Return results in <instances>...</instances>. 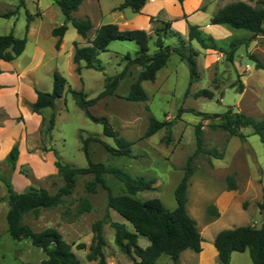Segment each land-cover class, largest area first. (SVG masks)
I'll return each mask as SVG.
<instances>
[{"label":"rangeland","instance_id":"374dc122","mask_svg":"<svg viewBox=\"0 0 264 264\" xmlns=\"http://www.w3.org/2000/svg\"><path fill=\"white\" fill-rule=\"evenodd\" d=\"M23 1L25 5L21 6L18 15L9 19L0 17V35L13 32L17 38H24L27 35V12L40 15L34 20L42 18L44 13L42 36L31 42L39 41L46 55L45 63L32 76L42 91H52L55 70L68 80L73 90L84 92L86 100L96 99L106 90L107 78L123 73L128 57L134 59L139 51L133 41H113L108 51L98 57L103 71L86 69L82 63L79 75L70 54L55 51V37L50 30L62 25L65 18L54 0ZM124 1L86 0L74 16H89L95 26L117 24L122 30L147 31L151 37L150 54L157 51L155 30L171 22L165 38L166 46L181 47L187 53L191 48L198 51L199 77L191 84L187 63L174 53L154 82L143 83L149 96L147 102L127 99L131 85L141 71L139 66L132 65L113 95L103 97L88 108L95 117H106L121 137L133 143L131 157H114L106 150L98 140L117 148L115 140L104 135V126L89 119L68 91L57 100L55 109L48 108L39 114L32 111L28 100L26 104L30 106L31 115L26 117L23 114L13 117L8 110L0 109V133H4L0 134V264H40L47 259L45 252L35 247L31 240L15 241L11 237L7 224L10 191L23 193L30 188H44L56 194L64 182L55 166V151L65 165L86 168L88 160L82 140L89 138L88 152L93 162L123 170L133 177L154 179L155 190L138 193L136 198L142 201L158 198L165 209L172 211L177 207L176 187L184 175L187 161L197 149L196 126L202 125L205 149L223 155V158L215 159L202 153L194 159L195 171L188 189L187 207L204 239L203 251L199 254L184 252L179 264H220L214 246L219 232L249 225L260 228L264 223L259 205L264 196V144L260 137L248 127L242 129L246 140H241L222 129H212V124L220 122L219 118L199 115H221L232 108L256 119L264 118V70L256 67V62L264 66V36L210 22L218 9L230 3L243 1L257 6L264 0H185L183 3L149 0L148 11L154 14L147 17L134 14L130 9L117 10ZM20 3L21 0H0V15L14 11ZM151 17H154L153 23ZM189 25L199 26L203 36L213 38L219 49L229 50L232 44H238L234 61L230 62L218 50H205L196 41L191 42ZM95 33L96 29L92 30L81 40L80 46L89 45ZM66 34L65 44L69 48L75 35L79 34L72 25ZM21 60L22 64L27 63L26 58ZM28 84L31 89H37L33 83ZM1 89L16 90L8 85L0 86ZM202 90L213 92L214 97H197ZM53 114L55 126L48 132ZM151 116L159 121L173 122L169 141L166 129L146 136ZM15 146H18L19 156L16 166H12L9 156ZM230 177L235 182V190L230 188ZM105 178L115 195L125 193L124 185L113 175L106 174ZM91 180V175L80 177L75 191L65 198L63 205L42 209L39 217L29 214L23 220L35 232L56 229L72 245L73 252L83 264H97L87 259L95 223L109 215L111 222L125 224L129 230H134L121 215L108 208L106 190L99 187L96 193H88L86 184ZM85 199L90 201L92 210L79 213ZM210 207H215L219 216L210 214ZM111 222L103 226L106 262L132 264L131 258L116 245ZM82 244L86 248L80 249ZM149 244L147 238L139 237L141 247L146 248ZM157 264L174 263L170 257L162 256ZM230 264H252L249 252L234 253Z\"/></svg>","mask_w":264,"mask_h":264},{"label":"trees","instance_id":"16d2710c","mask_svg":"<svg viewBox=\"0 0 264 264\" xmlns=\"http://www.w3.org/2000/svg\"><path fill=\"white\" fill-rule=\"evenodd\" d=\"M85 0H54L64 15L65 21L62 25L55 27L52 36L57 38L56 49L59 50L62 39L66 35L69 25H72L82 38H87L88 34L94 29L93 21L89 18H76L74 13L78 12ZM183 3L185 0H178ZM148 0H125L117 10L123 11L130 9L134 14H140L146 6ZM9 11L0 17L12 18L18 15L21 6ZM35 16L27 12L26 32L29 31ZM154 17H151L153 23ZM212 25H227L232 29L244 30L254 35L264 36V1L257 6H253L243 1L230 3L220 9L211 18ZM172 23L157 28L155 30L157 51L150 54V35L145 30H122L117 24L101 25L95 33V37L89 45L81 47L74 43L75 52L73 63L76 65V72L81 75L82 63L86 69L103 71V67L98 59L100 54L108 51L109 45L113 41H133L139 46V51L134 59L128 57V64L124 72L115 78H107L106 90L96 99L86 100L84 92L73 90L68 80L59 72L53 73V88L51 92L35 89L37 101L31 105L34 113H41L45 109H55L57 100L61 99L68 91L73 94L77 105L85 110L86 116L96 123L104 126V135L115 140L116 146L112 147L100 140L106 150L114 157H131L132 142L121 137L115 131L106 117H95L88 108L95 105L98 100L105 96L113 95L124 78L126 70L136 65L141 68L135 82L131 85L127 99L132 102L145 103L149 100L148 93L143 87L144 82H154L157 74L170 60L172 54H176L180 59L187 63L191 75V84L199 77L197 57L199 52L190 49L187 53L184 48L166 46L165 38ZM189 40L196 41L205 50H218L226 55L230 62L234 61L238 44H232L229 50L219 49L213 38H205L197 25H189ZM27 45V38H17L13 32L7 35H0V62L11 63L20 57ZM257 69L264 70V66L256 62ZM3 70L0 65V75ZM197 97L206 96L213 98L214 93L202 90L196 94ZM205 118H219L218 124H212V129H222L231 136L246 140L247 136L242 132L244 128H251L253 134L260 137L264 144V118L256 119L242 112H235L232 108L221 115L202 114ZM179 116V115H178ZM55 126V114L49 121L48 132ZM173 122L159 121L151 116L146 136L150 137L161 129H166L170 140ZM197 149L194 156L190 157L184 168V175L175 190L177 207L175 210L165 209L162 201L158 198L142 201L136 198L141 192L154 191L155 180L142 177H133L120 169H112L104 164L95 163L91 160L88 152V145L91 139H83L84 152L88 160L86 168H72L65 165L56 154L55 166L63 179V186L56 194H51L44 188H30L27 192L15 193L10 191L9 211L7 213L8 230L15 241L24 239L31 240L32 244L42 249L47 255V259L40 264H83L73 252L72 245L67 243L62 235L54 228L46 229L42 232H35L31 227L24 224L26 215L34 214L39 217L42 209L58 207L64 204L65 198L73 194L77 187L78 179L82 176L91 175L93 180L86 184L88 193H96L101 187L108 193V208L116 211L127 222L133 226V231L129 230L125 224L111 222L109 215L105 219L98 221L93 226L94 238L89 249L87 259L97 264H107L104 247L106 241L103 236L104 224L111 222L115 230V243L120 251L132 260V264H157L162 256H168L174 264H179L181 255L186 251L201 253L203 251L204 239L198 228V224L188 212V189L191 178L194 174V159L198 154H209L215 159L223 158V155L207 151L204 147V137L202 125L199 124L195 129ZM96 140V141H97ZM54 151V150H53ZM19 156L18 146H15L9 156L12 166H16ZM106 174L113 177L124 185L125 193L115 195L105 178ZM231 190L236 189L233 178L228 179ZM264 218V196L259 204ZM92 205L88 199L83 200L80 205L79 213L90 212ZM208 212L219 216L215 207H210ZM145 237L150 244L143 248L139 245V237ZM215 250L218 253L220 264H230L234 253L249 252L252 264H264V223L260 228L255 226H241L219 232L214 239ZM86 248L85 244L80 245V249ZM32 264V263H29Z\"/></svg>","mask_w":264,"mask_h":264},{"label":"crops","instance_id":"0c3cea01","mask_svg":"<svg viewBox=\"0 0 264 264\" xmlns=\"http://www.w3.org/2000/svg\"><path fill=\"white\" fill-rule=\"evenodd\" d=\"M148 9L149 0L146 6L143 8L142 14H139V16L147 17L149 14H154L148 11ZM86 16H88V14H86L85 17ZM43 17L44 13L42 12V18L36 19L31 23L30 29L25 36L27 38V45L24 53L11 63L0 62L1 68L3 70V73L0 75V86L8 85L16 89L15 91L11 89L0 90V109L8 110L13 117L20 116V114H23L25 117L27 115H31L30 106L26 104V100L29 101L30 105L34 104L37 101V94L35 90L30 88L28 84L29 82L33 83L37 89L41 90L37 83L32 79V76L36 69L40 68L42 64L45 63L46 55L42 44H40L39 41L33 43L31 42L33 38L42 36ZM100 26L101 25H94V29L97 30ZM54 28L50 30L51 34ZM66 37L67 34L62 39V44L60 47L61 50L56 49V43L58 39L55 38L54 48L56 53H64L67 51L70 54V58L73 59L75 52L74 43H78L80 45L83 38L80 35H75V40L73 41L71 47L66 48ZM23 58L27 59L26 64H22L21 59ZM54 72L55 70H53V73ZM0 134L4 133L1 132Z\"/></svg>","mask_w":264,"mask_h":264}]
</instances>
